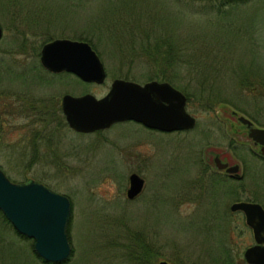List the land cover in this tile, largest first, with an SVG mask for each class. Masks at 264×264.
Masks as SVG:
<instances>
[{
    "label": "rangeland",
    "instance_id": "obj_1",
    "mask_svg": "<svg viewBox=\"0 0 264 264\" xmlns=\"http://www.w3.org/2000/svg\"><path fill=\"white\" fill-rule=\"evenodd\" d=\"M216 1L0 0V168L12 181L34 178L68 196L65 264H225L222 250H231V264H248L243 250L254 242L252 230L229 204L264 206V152L237 118L264 126V0L227 12ZM152 23L191 41L184 48L195 52V73L206 70L204 80L190 78L202 91L186 102L192 129L163 132L125 120L55 131L52 117L14 110L33 99L55 98L61 107L64 93L101 96L116 77L155 78L139 53ZM62 36L92 45L106 70L101 83L42 66V44ZM215 153L238 163L240 177L219 171ZM131 172L144 178L132 198ZM33 251V239L15 233L0 212V264H50Z\"/></svg>",
    "mask_w": 264,
    "mask_h": 264
},
{
    "label": "water",
    "instance_id": "obj_2",
    "mask_svg": "<svg viewBox=\"0 0 264 264\" xmlns=\"http://www.w3.org/2000/svg\"><path fill=\"white\" fill-rule=\"evenodd\" d=\"M0 25V37L2 36ZM40 63L51 72L69 71L82 80L101 83L106 70L92 47L84 39L54 37L40 48ZM187 96L168 80L149 79L138 82L116 77L101 96L86 92L79 95L64 93L61 109L67 124L79 132H90L111 126L113 123L134 120L146 127L161 130L191 129L196 117L186 108ZM233 113H236L233 110ZM245 124L248 136L260 144L264 152V126H255L243 114L237 116ZM214 165L231 175L238 174L239 164L213 156ZM126 196L140 192L144 178L137 172L129 174ZM0 210L20 234L33 239L35 252L45 261L61 263L71 252L67 224L71 203L67 195L46 184L29 178L12 181L0 168ZM230 211L240 210L251 228L254 242L243 250L248 264H264V206L255 200L239 199L229 204ZM158 264H171L160 259Z\"/></svg>",
    "mask_w": 264,
    "mask_h": 264
},
{
    "label": "trees",
    "instance_id": "obj_3",
    "mask_svg": "<svg viewBox=\"0 0 264 264\" xmlns=\"http://www.w3.org/2000/svg\"><path fill=\"white\" fill-rule=\"evenodd\" d=\"M211 1H215V0H211ZM243 1L244 0H217L216 3L217 6L220 7V9L221 7L228 6L224 11L227 12L228 9L234 7V5L242 3ZM154 24L155 23H152L150 25V28H153V30L150 29L144 32L143 34L144 39H142V42L140 43L139 53L140 55L144 56V60L149 64L150 68L152 69L151 71L153 77L159 79L161 78L166 79L173 84L177 83L179 88L186 94L187 101L189 102L191 101V98H194L195 96H199L202 93L201 89L192 87L190 78L202 77V80H204L206 70L204 67L198 66L199 71L195 73V67L193 63L194 61L192 60V57L195 56V52L186 51L184 48V43L187 44V42H191V41H189L187 38L184 37H181L180 39L177 40L175 39V37H172L171 31H166L161 28L159 29ZM128 26L130 27V24ZM262 87L264 86L262 85ZM25 100L32 101L29 99L28 100L25 99ZM33 100L34 102H31L32 105L30 107L23 106L24 109H22L20 106H17L14 108V110L18 112L19 115H21L24 112V110H27L28 108L33 109L34 113L37 111L35 115L36 118L40 120H44L42 116L52 117L53 121L51 123L52 124L51 130L56 131V129L67 125L61 107L59 105V101L57 99L52 98L50 102H47L46 100H42V99H33ZM47 127L48 125L46 126V128ZM231 212H235V211H231ZM1 215L3 216L4 220L7 223H10L9 220H7V218L2 214V212ZM14 232L17 233L19 236L20 235L25 236L23 234H20L17 230H15V228H14ZM33 252L35 256L37 255L36 256L37 258L39 257L43 262L50 264H65L67 263L70 257L69 255V257L61 263H52L43 260L35 252V250ZM217 252L218 251L216 250L215 253L217 254ZM222 252H223L222 258L219 259L223 260L225 264H231V257H230L231 250H222ZM133 257L135 259L139 258L138 255H134ZM216 257H217L216 263L220 262L218 256Z\"/></svg>",
    "mask_w": 264,
    "mask_h": 264
},
{
    "label": "flooded vegetation",
    "instance_id": "obj_4",
    "mask_svg": "<svg viewBox=\"0 0 264 264\" xmlns=\"http://www.w3.org/2000/svg\"><path fill=\"white\" fill-rule=\"evenodd\" d=\"M46 69V68H45ZM70 127V126H69ZM71 128V127H70ZM74 130V129H73ZM99 130V129H98ZM177 130H179V129H177ZM76 131V130H75ZM161 131V130H160ZM172 131H174V130H172ZM163 132H171V131H163ZM256 144V143H255ZM261 146V145H260ZM216 167V166H215ZM217 168V167H216ZM218 169V168H217ZM219 171H223L225 174H228V175H230V176H233V175H231L229 172H227V171H225L224 169H218ZM241 212V211H240ZM243 213V212H242Z\"/></svg>",
    "mask_w": 264,
    "mask_h": 264
}]
</instances>
